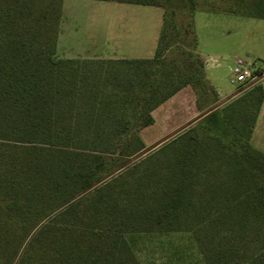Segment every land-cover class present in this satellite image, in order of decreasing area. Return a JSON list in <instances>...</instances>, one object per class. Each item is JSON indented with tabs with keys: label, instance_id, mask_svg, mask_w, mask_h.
I'll use <instances>...</instances> for the list:
<instances>
[{
	"label": "trees",
	"instance_id": "trees-1",
	"mask_svg": "<svg viewBox=\"0 0 264 264\" xmlns=\"http://www.w3.org/2000/svg\"><path fill=\"white\" fill-rule=\"evenodd\" d=\"M101 1L159 6L156 0ZM24 5L0 3V217L19 225L5 264H139L125 237L123 216L128 209L111 208L115 200L102 182L123 159L145 148L139 131L152 124L155 107L185 86L196 93L191 71L171 80L161 69L160 53L172 44L167 28L174 30L176 23L169 25L163 16L150 58L97 59L119 68L116 83L110 69L89 79L88 72L78 73L79 63L86 62L56 55L62 0L30 1V9L44 7L37 13L35 29L33 17L25 19ZM250 7L245 15L264 19V0H252ZM191 62L200 80L201 63ZM263 85L264 79L226 106L222 118L239 133L232 138L234 149L228 155L233 191L217 196L218 209H226L228 216L233 210L241 219L261 224L264 153L251 146L250 135L263 101ZM74 93H79L77 99L70 97ZM195 102L202 111L197 97ZM131 104V115L119 116L117 111ZM85 105L94 114L79 121L76 111ZM102 121L106 133L98 130ZM92 125L97 127L91 130ZM197 143L190 134L178 137L173 169L155 205L142 211L148 216L138 231L180 228L176 222L193 206Z\"/></svg>",
	"mask_w": 264,
	"mask_h": 264
},
{
	"label": "rangeland",
	"instance_id": "rangeland-1",
	"mask_svg": "<svg viewBox=\"0 0 264 264\" xmlns=\"http://www.w3.org/2000/svg\"><path fill=\"white\" fill-rule=\"evenodd\" d=\"M7 1L19 6L27 3L25 19L33 17L35 29V19H39L37 13H42L44 7L36 5L30 9L31 0H0V3ZM156 1L159 6L62 0L55 52L59 58L86 62L79 63V75L88 72L91 79L110 69L115 72L112 78L117 83L119 68H112L114 65L97 59L152 57L165 16L169 25H176L174 30L167 28L172 44L160 53L161 69L171 80L191 71L192 79L196 80L195 101L197 97L203 108L199 111L196 107L198 115L212 109L206 115L199 118L196 115L170 133L162 134L166 128V115L188 107L186 97L183 92H176L155 107L151 112L152 124L139 131L145 148L123 159V164L102 182L108 185L115 200L116 205L111 208L135 210L133 213L124 211L126 223L123 227L139 264H264V224L243 220L233 210L228 216L226 209H218L221 204L217 200L218 195L233 191L232 160L228 155L234 149L231 140L239 133L233 131L222 116L228 111L226 106L242 97L250 87L232 85L230 75L237 59L264 67V19L245 15L253 8L250 7L252 0ZM44 48L41 45V49ZM195 59L201 63L200 80L196 79L198 68L191 62ZM180 77L183 80V76ZM216 91L223 98H219ZM78 96L79 93H74L70 97L77 99ZM133 110L131 104L117 113L120 116L125 112L130 116ZM76 112V116L81 117L79 121L94 114L88 105L79 106ZM115 124L122 127L120 123ZM101 125L99 132L106 133V123L102 121ZM108 126L115 127L112 123ZM96 127L92 125L89 129ZM182 133L196 136L198 141L193 166L196 176L192 189L193 206H189L186 216L182 214L176 222L180 225L178 229L164 233L138 231L148 216V213L142 216V211L155 205L154 199L173 169L175 147ZM250 144L264 153V104L257 113ZM18 227L0 217V264H5Z\"/></svg>",
	"mask_w": 264,
	"mask_h": 264
},
{
	"label": "crops",
	"instance_id": "crops-1",
	"mask_svg": "<svg viewBox=\"0 0 264 264\" xmlns=\"http://www.w3.org/2000/svg\"><path fill=\"white\" fill-rule=\"evenodd\" d=\"M57 35H58V31H57ZM56 41H57V38H56ZM55 49H56V46H55ZM93 57H98V56H93ZM123 58H125V57H116V56H109L108 57V59H123ZM68 59H70V58H68ZM78 59H80V58H78ZM128 59H136V58H128ZM178 92L184 93L188 107L185 110L181 107L178 110L173 111L171 113H168L166 115V117H165L166 128L164 129L162 134L170 133L171 131H173L175 128L179 127L184 122H187L190 118L198 115V111H197V108L195 105V94H194L193 90L189 86H185L182 89H180L179 91H177V93ZM216 93H217L219 98H223L220 96V93L218 91H216ZM263 93H264V85H263ZM263 104H264V97H263V101L260 105V108ZM260 108H259V110H260ZM259 110H258V112H259Z\"/></svg>",
	"mask_w": 264,
	"mask_h": 264
},
{
	"label": "built area",
	"instance_id": "built-area-1",
	"mask_svg": "<svg viewBox=\"0 0 264 264\" xmlns=\"http://www.w3.org/2000/svg\"><path fill=\"white\" fill-rule=\"evenodd\" d=\"M264 78V67L250 65L237 59L230 75V83L235 86H252Z\"/></svg>",
	"mask_w": 264,
	"mask_h": 264
}]
</instances>
